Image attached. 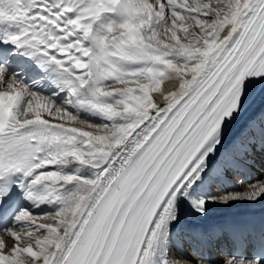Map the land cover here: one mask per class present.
Instances as JSON below:
<instances>
[{
  "label": "snow or ice",
  "instance_id": "snow-or-ice-1",
  "mask_svg": "<svg viewBox=\"0 0 264 264\" xmlns=\"http://www.w3.org/2000/svg\"><path fill=\"white\" fill-rule=\"evenodd\" d=\"M256 91L264 0H0V264H173L185 208L264 197L208 194ZM223 256L264 264V227Z\"/></svg>",
  "mask_w": 264,
  "mask_h": 264
},
{
  "label": "bare ground",
  "instance_id": "bare-ground-1",
  "mask_svg": "<svg viewBox=\"0 0 264 264\" xmlns=\"http://www.w3.org/2000/svg\"><path fill=\"white\" fill-rule=\"evenodd\" d=\"M176 87L175 84H166L164 85V88L166 91H171L174 90ZM157 102L160 103L161 101L159 100V97H157ZM264 109V93H261L259 91L254 92L247 105L245 108V111L243 112L242 116L239 118V120L232 125L228 130H226L225 133V140L223 146L220 148L219 152L217 153V157L215 158V161H218V157H220V154L224 155L223 153L225 152L226 154H229L233 156V158H237V154L235 155V149L238 148V146L241 144L242 141V135H252V127L254 126L255 122H260L262 121V116L259 114L260 111L259 109ZM230 168H227L226 171H229ZM225 171V173H226ZM227 174V173H226ZM233 179V178H229ZM235 183L231 185H223V188L220 189L218 186H211V191L208 193L210 195L214 196H223L225 194H232V193H237V192H248L251 191L252 189L248 187V184L255 183L257 181H264V171L262 173H258L253 177H250L248 180L243 181V180H238L234 179ZM228 184H231L228 182ZM241 201H236V202H229L228 204H224L222 202H215V203H210L208 207V212L207 215L203 217H191L189 215V218L192 219H198L200 222L208 224V225H213L217 219L213 216L216 214L220 215H230L231 214V207L236 206L240 204ZM255 205H263L264 206V197H261L257 201L253 202ZM30 207V206H29ZM185 211L191 212L188 208L184 209ZM41 210L40 209H34V212L39 213ZM181 225H178L174 229V235L176 238H180L183 236V230L184 232H187L186 229H183V225H186V221L180 220ZM192 233V232H188ZM0 236H3L9 244H11V240L6 237V235L2 234ZM175 242V241H174ZM177 250L174 248V254L176 257V260L173 262L176 263L178 260L180 264H185L186 261H191L192 264H197L198 258L200 257L199 255L195 256H189L187 258H182L177 254ZM224 257H222L220 254H214L213 257L206 259L211 261V264H219L220 261L223 260Z\"/></svg>",
  "mask_w": 264,
  "mask_h": 264
}]
</instances>
